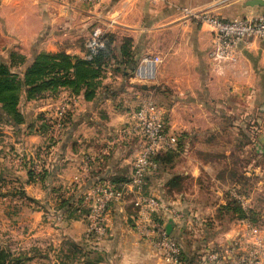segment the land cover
<instances>
[{
  "label": "crops",
  "instance_id": "obj_1",
  "mask_svg": "<svg viewBox=\"0 0 264 264\" xmlns=\"http://www.w3.org/2000/svg\"><path fill=\"white\" fill-rule=\"evenodd\" d=\"M247 2L103 0L90 7L78 0H0L1 54L16 51L32 58L64 52L90 59L88 42L98 28L103 36L114 34L118 48L125 38L132 39L139 60L163 55L151 82L136 80L124 65L111 60L102 68L95 100L68 89L36 100L23 98L19 109L25 123L0 122L1 136L13 152L5 153L12 164L0 162V199L7 223L18 229L21 250L33 249L35 257L49 262L45 264H76L89 257L99 259L98 264H163L160 253L135 231L134 194L127 192L113 205L107 232L95 244L85 238L88 210L76 211L94 182L130 180L144 139L139 133L114 139L134 125V112L150 97L162 113L177 158L148 175L144 192L175 202L183 213L179 220L163 216L182 252L194 258L193 264H208L209 251L221 253L223 264H237V254L264 242V41L242 43L237 63L220 67L209 57L214 45L211 27L182 16L178 9L193 6L225 19L264 13V6ZM63 101L72 102L71 118L52 142L51 128H42L43 121ZM87 157L92 161L83 176ZM231 169L248 186L241 187L238 178L229 175ZM175 176L177 185L171 186ZM233 189L247 197L256 223L226 211ZM74 251L79 254L72 259Z\"/></svg>",
  "mask_w": 264,
  "mask_h": 264
},
{
  "label": "built area",
  "instance_id": "obj_2",
  "mask_svg": "<svg viewBox=\"0 0 264 264\" xmlns=\"http://www.w3.org/2000/svg\"><path fill=\"white\" fill-rule=\"evenodd\" d=\"M79 2L93 7L103 0H78ZM182 16L189 19L208 24L213 31V48L209 52L210 59L219 64L235 65L238 61L237 51L242 43L251 38L264 41V13L256 16L225 19L206 9L193 6L178 8ZM105 37L101 30L96 28L88 42L90 54L96 53L104 47ZM163 62L162 54H148L141 58L134 69L133 77L138 81L151 82L156 78L158 66ZM219 67V68H220ZM72 102L63 101L52 117L48 119L51 126L50 137L56 142L62 131L66 114L71 111ZM135 123L131 128L121 129L115 140L121 141L139 133L144 139L143 147L135 159L132 167L131 178L127 182H113L110 180H98L94 182L82 196L81 209L88 210V225L86 229V240L96 243L107 232L110 214L114 204L122 202L127 192L134 194L135 213L134 228L140 239L147 245L154 247L161 255L163 264H186L182 256V248L175 236L169 234L164 222V215H169L173 220H179L183 213L173 203L166 202L155 195H147L144 186L149 174L158 169L155 160L157 154L162 150L174 149L172 138L164 132V121L162 113L152 97L148 98L134 112ZM92 161L87 157L82 165L81 175L85 176ZM39 171L33 176L37 178ZM80 178L76 177L75 182L79 183ZM246 211L245 221H250V213L247 197L231 191ZM253 233V229H251ZM250 233V234H251ZM254 247L243 250L237 254V264H264V242L252 243ZM239 244L232 247L234 250ZM208 264H223L224 257L216 251H209L206 254Z\"/></svg>",
  "mask_w": 264,
  "mask_h": 264
},
{
  "label": "trees",
  "instance_id": "obj_3",
  "mask_svg": "<svg viewBox=\"0 0 264 264\" xmlns=\"http://www.w3.org/2000/svg\"><path fill=\"white\" fill-rule=\"evenodd\" d=\"M104 37L106 40L104 47L92 54L90 59H82L64 52L39 53L32 58L16 51L0 53V122L13 126L25 123V116L19 109L23 98L36 100L54 96L62 89H68L73 95L82 93L87 101L95 100L102 77V68L111 60L124 65L128 72L133 74L140 60L132 49V39L125 38L121 47L118 48L115 45L114 34H106ZM70 118L71 111L65 116L63 128L67 126ZM43 123L42 128L47 130L51 128L45 119ZM176 158L177 153L170 150L157 154L155 160L160 166L162 163L174 161ZM229 174L234 179L238 178V184L241 187L248 184L247 181H243V177L239 176L238 172L231 169ZM169 184L177 185V177H173ZM80 203H78L76 211L82 208ZM224 208L239 218L247 216L246 211L236 198L231 197ZM249 213L251 221L256 223L258 219L256 213L251 208ZM176 239L179 241L178 238ZM179 243L181 245L180 241ZM78 254L79 251H74L70 256L74 259ZM182 256L186 264H193L194 258L186 256L184 251ZM32 261V257L25 253L15 255L10 249L0 246V264H37ZM98 263L99 259L89 257L76 264Z\"/></svg>",
  "mask_w": 264,
  "mask_h": 264
},
{
  "label": "rangeland",
  "instance_id": "obj_4",
  "mask_svg": "<svg viewBox=\"0 0 264 264\" xmlns=\"http://www.w3.org/2000/svg\"><path fill=\"white\" fill-rule=\"evenodd\" d=\"M260 9L263 10V7H260ZM3 54H6V52ZM1 135L2 134L0 133V162L3 165H5V163H7V162H10L12 164V161H11L12 159H10L9 157H7L5 155V153H7V152H10L13 154L12 149L8 148V147H10V145L7 144L6 138L3 139ZM3 156H4V158H3ZM1 158H3V160H1ZM11 158H13V157L11 156ZM235 158H234V156H232L231 159L235 160ZM250 178H251V176H250ZM250 185H251V188H253L254 185H252L251 183H250ZM1 189L4 192H6V191H10L12 188H4V189L1 188ZM2 190H1V193L3 192ZM0 196H1V194H0ZM171 203H173L177 207L175 202H171ZM4 209H5V204L3 202H1V199H0V246L10 249V251H12L15 255H18L21 253L27 254V256L32 257V259H33L32 263H39V264L40 263H42V264L49 263V262H47V260H40L39 259L40 255L39 256L36 255L37 257H35L36 253H34L33 249H30L29 251L21 250L22 245L19 243L20 236L18 235V229H17V227H12L7 223L8 218L6 217V215L4 213ZM12 217H15V216L12 215ZM85 234H86V231H85ZM87 242L94 244V243H92V240L87 239Z\"/></svg>",
  "mask_w": 264,
  "mask_h": 264
},
{
  "label": "water",
  "instance_id": "obj_5",
  "mask_svg": "<svg viewBox=\"0 0 264 264\" xmlns=\"http://www.w3.org/2000/svg\"><path fill=\"white\" fill-rule=\"evenodd\" d=\"M247 5L251 7L264 6V0H248ZM166 229L168 233L171 234L172 226L170 224L166 226Z\"/></svg>",
  "mask_w": 264,
  "mask_h": 264
}]
</instances>
